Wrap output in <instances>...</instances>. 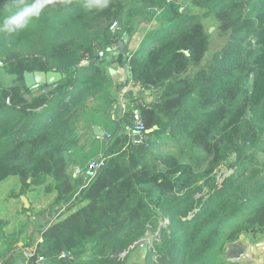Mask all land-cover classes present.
Segmentation results:
<instances>
[{
    "label": "trees",
    "instance_id": "1",
    "mask_svg": "<svg viewBox=\"0 0 264 264\" xmlns=\"http://www.w3.org/2000/svg\"><path fill=\"white\" fill-rule=\"evenodd\" d=\"M12 3L0 0V18ZM207 18L225 43L204 61ZM141 26L149 29L132 51ZM125 35L117 63L113 47ZM111 54L129 70L126 84L145 92L131 100L160 92L137 108L145 143L126 133L130 112L117 116L113 92L123 83L108 71ZM0 60V184L16 177L20 195L43 186L56 193L42 242L21 250L27 264H123L119 256L162 218L169 225L147 263L157 255L158 264H241L225 257L227 247L242 235L264 239V0H110L91 12L83 0H51L26 29L0 34ZM34 72L60 79L27 85ZM95 127L104 132L96 147L84 142ZM231 157L232 172L217 185L214 174ZM100 158L103 167L86 178ZM15 255L8 245L0 264H17Z\"/></svg>",
    "mask_w": 264,
    "mask_h": 264
},
{
    "label": "rangeland",
    "instance_id": "2",
    "mask_svg": "<svg viewBox=\"0 0 264 264\" xmlns=\"http://www.w3.org/2000/svg\"><path fill=\"white\" fill-rule=\"evenodd\" d=\"M202 23L204 24L205 33L209 37V47L204 56L205 61L214 52L221 49L225 43V39L218 35L216 23L212 18L202 19ZM28 79L30 80L31 78L28 77ZM93 135L94 134L87 135L84 142L93 143L95 147L100 146V141L95 140ZM85 153L87 156L86 160H91L90 156L92 155V149L89 151V149L86 148ZM233 162L234 157H231L217 170L216 180H219L218 184H223L222 180L225 181L227 174L229 175L232 172L231 167ZM75 168H77V166L72 167L69 164L68 172L72 173ZM21 188L22 185L16 177H8L0 184V256L3 255L8 245L14 243L17 264L25 263L24 253L21 250L25 248L29 240H34L36 237L37 239L39 238V227L50 219L48 208L52 205L56 194L53 189L46 191L43 186L41 188L31 187L24 195H20L19 192ZM202 193H207V189H204ZM200 195H197L196 198H199ZM26 209H30L32 212L30 219L28 218L29 213H25ZM156 228L145 231L140 240L136 242H139L138 245L136 244L135 246L134 244L130 247V254L128 256L124 255L122 258L123 264H158L159 259L157 255L150 256L149 260H151L149 263L146 261V257L152 251L154 241L156 240ZM259 242L253 241L249 235H242L236 242L227 247L225 257L237 258L241 261V264H257V262L246 258L245 254L252 245ZM257 261H259V258Z\"/></svg>",
    "mask_w": 264,
    "mask_h": 264
},
{
    "label": "built area",
    "instance_id": "3",
    "mask_svg": "<svg viewBox=\"0 0 264 264\" xmlns=\"http://www.w3.org/2000/svg\"><path fill=\"white\" fill-rule=\"evenodd\" d=\"M152 11H155L156 12V10H152ZM117 29H118V26H117L116 23H113L110 26V28H109V30L111 32H115ZM113 49L114 50L117 49V46H114ZM3 66H4L3 61L0 60V69ZM126 86L130 89V92L137 93L138 91H141L140 87L138 85H135L132 81H129L128 80ZM153 92H154V94H155L156 97L159 96V94H160V92H158L156 90L155 91L153 90ZM157 99H156V101H157ZM142 103H143V100H141V99H139V100H131L129 98V96H125V95H120L117 98V105H116V107H117V111H118L119 116H121L124 113H128V112L131 113V122L132 123L126 129V133L129 134V135L130 134L133 135L131 137V142L134 145H138L140 143H145L146 142V138L144 136V125H143L142 120H141V114H140L139 110L137 109L138 106H141L142 105ZM100 138L101 137H99V136H95V139H97V140H99ZM104 163H105V159H103V158H100L98 160L91 161L87 165V170H86V173H85V177L88 178L90 176V174H89L90 172H92V174L96 173L98 170H100L103 167ZM79 173L80 172L77 169L75 171V174H79ZM216 174H217V172L214 174V176L217 179ZM229 175L227 174V176L225 178H228ZM218 181L219 180H217V185H219L218 184ZM222 182H224V180H222ZM159 223H158L159 228H158V226L156 228L157 234H156V237H155L156 240L154 241V243L156 241H159L161 232L167 230V227L169 225V221L166 218L160 219ZM41 242H42V239L39 237L37 239V244H39ZM138 243H135V246H136V244L138 245ZM24 255H25V258H26L27 257V254H24ZM123 256H124V254H121L119 256V259L120 260H123L122 259ZM60 257L61 258H66V254L62 253ZM42 261H43V258H39L37 262H42ZM24 264H27V261H25Z\"/></svg>",
    "mask_w": 264,
    "mask_h": 264
},
{
    "label": "clouds",
    "instance_id": "4",
    "mask_svg": "<svg viewBox=\"0 0 264 264\" xmlns=\"http://www.w3.org/2000/svg\"><path fill=\"white\" fill-rule=\"evenodd\" d=\"M51 0H13L10 5L15 8L11 14L0 18V34L12 36L26 29L34 20L44 14ZM62 5H67L70 0H60ZM110 0H83V7L88 11H102L109 7ZM9 7V5H5Z\"/></svg>",
    "mask_w": 264,
    "mask_h": 264
},
{
    "label": "water",
    "instance_id": "5",
    "mask_svg": "<svg viewBox=\"0 0 264 264\" xmlns=\"http://www.w3.org/2000/svg\"><path fill=\"white\" fill-rule=\"evenodd\" d=\"M128 41V36L125 35L122 40L119 41L118 47H117V63L120 62V59L123 55L126 54L127 50L125 49V44ZM185 55H188L185 53ZM106 52H102L99 55L94 57V61H97L98 59L105 57ZM87 64V63H86ZM126 75H129V70L125 68ZM25 75V80L27 85L35 84L37 86L45 87L47 85H51L58 81L60 79V76L53 73V72H34L32 75H30L31 79H27ZM137 96L144 95V91H138ZM94 136L103 137V130L101 128L95 127L93 130ZM92 175V172L89 173ZM245 257L250 259L251 261L257 262V264H263L264 263V241H261L259 243H256L250 247V249L245 254ZM259 258V261H257Z\"/></svg>",
    "mask_w": 264,
    "mask_h": 264
},
{
    "label": "crops",
    "instance_id": "6",
    "mask_svg": "<svg viewBox=\"0 0 264 264\" xmlns=\"http://www.w3.org/2000/svg\"><path fill=\"white\" fill-rule=\"evenodd\" d=\"M184 1H186V0H179V2H184ZM140 28H141V30H139L133 36V38L131 39V41L129 43V49L132 50V51L135 50L139 46L144 34L146 33V31H143V30L144 29H147V30L149 29V27H145V26H141ZM114 56H115V54H111L109 57H107L108 62H110L109 67H108V71H109V73H110V75H111V77L113 79V83L115 85H117L120 82L123 83V86H121L118 89L114 90V92H113L114 97L118 98L120 95L128 96L129 93H130V89L126 86L125 72H124L123 69L119 68L118 65L112 63L113 59H114ZM28 77L31 78L30 75L26 76L27 79H28ZM157 98H158V96L157 97L156 96L155 97H149V98L148 97H145V98L143 97L141 100L147 101L148 103H151V102H155ZM117 116H119V114ZM263 241H264V239H263Z\"/></svg>",
    "mask_w": 264,
    "mask_h": 264
}]
</instances>
